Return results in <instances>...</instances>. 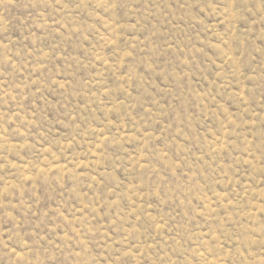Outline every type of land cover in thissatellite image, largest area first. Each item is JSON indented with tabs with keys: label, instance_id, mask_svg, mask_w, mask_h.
Listing matches in <instances>:
<instances>
[{
	"label": "rangeland",
	"instance_id": "1",
	"mask_svg": "<svg viewBox=\"0 0 264 264\" xmlns=\"http://www.w3.org/2000/svg\"><path fill=\"white\" fill-rule=\"evenodd\" d=\"M0 264H264V0H0Z\"/></svg>",
	"mask_w": 264,
	"mask_h": 264
}]
</instances>
